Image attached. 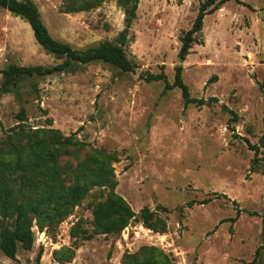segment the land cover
Returning a JSON list of instances; mask_svg holds the SVG:
<instances>
[{"label":"rangeland","instance_id":"rangeland-1","mask_svg":"<svg viewBox=\"0 0 264 264\" xmlns=\"http://www.w3.org/2000/svg\"><path fill=\"white\" fill-rule=\"evenodd\" d=\"M30 1L50 35L78 50L118 44L124 4L132 3ZM202 1L138 0L123 44L133 71L100 60L72 62L50 75L13 77L14 84L0 89V140L20 110L33 129L71 135L82 148L60 149V172L73 178L86 163L104 166L113 191L136 213L147 207L163 229L136 219L120 231L99 232L93 209L109 187L94 185L60 221L42 229L33 223L31 248L19 245L15 259L0 250V264H123L127 254L132 262L158 259V251L173 264L252 261L264 219V151L251 171L254 154L242 137L258 144L263 131L264 0H228L205 15L180 60L181 38ZM64 60L35 41L27 22L0 7V88L3 70L12 65L52 67ZM176 65L191 97L215 100L184 104L179 88L163 92L161 80H144L162 70L171 83ZM203 199L210 200L188 204ZM56 251L69 260L57 259ZM253 264H264V250Z\"/></svg>","mask_w":264,"mask_h":264},{"label":"trees","instance_id":"trees-1","mask_svg":"<svg viewBox=\"0 0 264 264\" xmlns=\"http://www.w3.org/2000/svg\"><path fill=\"white\" fill-rule=\"evenodd\" d=\"M129 7L124 4L125 28L120 33L118 44L103 43L84 50L72 48L69 44L54 39L48 32L41 19L37 7L30 0H0V7L22 18L27 22L33 32L35 41L48 52L62 57L65 60L52 67L41 66H10L3 70L4 81L0 89H4L8 83L14 84L13 77L23 75H50L57 71H64L72 62L87 63L91 61H103L112 64L123 71H133L135 63L131 61L123 47L127 30L135 17L138 0H131ZM228 0H203L198 7L197 14L190 28L181 38L178 51L180 60H184L189 54L192 44L195 43L196 34L201 30L205 15L218 9ZM239 1V0H235ZM181 66L174 68L173 82H169L166 74L147 72L145 81L163 82V92L173 88H179L184 104L194 103L204 105L210 98H194L190 96L188 86L183 82ZM212 79V78H211ZM210 81V80H208ZM259 83V88L264 87V77ZM17 123L5 131V136L0 140V250L10 259H15L16 251L20 245L29 249L34 241L32 230L33 223L42 229L50 226L66 217L72 208L76 206L86 195L88 189L94 185L109 187L106 198L96 204L93 209V221L96 229L101 233L117 232L125 228L132 220L138 219L145 227L155 231H161L164 223L156 218L153 212L143 207L138 213L134 212L125 200L113 191L114 181L110 172L102 165L96 168L87 163L77 170L73 178L61 173L57 165V154L60 149L71 147L77 151L82 148V143L74 140L71 135H63L53 128H31L26 124L27 117L23 110L17 115ZM233 131V128L230 129ZM233 136H237L233 133ZM247 147L253 151L250 170L258 168V152L264 151V117L263 131L258 144H250L249 140L242 137ZM264 174V160L263 169ZM210 199L200 201L191 200L188 204H202ZM236 216L229 218L233 222ZM148 251H157L155 248H147ZM264 250V219L261 228V242L254 252L253 259L248 264H253ZM57 259L69 260L58 257ZM41 253L38 252L36 261L39 262ZM158 259L151 256L135 259L131 262L133 254L124 257L123 264H173L172 260L163 252L158 251Z\"/></svg>","mask_w":264,"mask_h":264}]
</instances>
